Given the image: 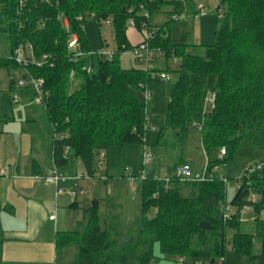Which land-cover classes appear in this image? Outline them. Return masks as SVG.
<instances>
[{
  "label": "trees",
  "instance_id": "16d2710c",
  "mask_svg": "<svg viewBox=\"0 0 264 264\" xmlns=\"http://www.w3.org/2000/svg\"><path fill=\"white\" fill-rule=\"evenodd\" d=\"M183 5V0H0V31L11 52L9 57L0 56V70L21 69L24 79L43 82L44 107L56 136L54 163L58 169L77 158L89 178H94L100 171L97 162L106 164V158L101 162V154L106 155L111 146L146 144L151 105L143 102L142 94L149 74L158 72L154 70L158 54L174 56L179 64L159 144L173 135L181 145L195 127L202 134L207 154L226 149L222 161H210L194 180L183 181L175 175L164 181L153 175L140 180L141 210L136 231L130 236L119 230V217L110 208L112 200L107 201L103 229L100 203L94 200L75 230L57 233L60 252L69 243H79V264H156L161 259L155 255L157 245L163 259L182 263L196 264L203 259L218 264L232 248L248 256L251 264H264V169L251 173L250 167L231 202L226 182L209 176L213 168L233 159L242 140L255 149L261 145L264 0H219L223 16L216 41L202 54L193 53L192 45L172 42L171 26L177 21L175 17L182 16ZM164 6L173 9L168 12L170 19L153 25L152 18ZM89 18L99 28L103 22H111L119 48L112 57L99 53L95 74L89 71L93 53L87 31ZM129 27L141 32L148 29L149 37L143 36L132 47ZM73 35L78 37L75 50L69 45ZM143 43H148L153 53V68H122L121 53ZM21 47L19 62L16 51ZM212 76L217 77L213 101L209 93ZM10 119L0 112V124ZM115 177L108 172L106 183L110 185ZM245 207L254 214L249 219L256 224L254 233L241 230ZM150 211L153 217H149ZM256 243L260 244L257 253Z\"/></svg>",
  "mask_w": 264,
  "mask_h": 264
},
{
  "label": "rangeland",
  "instance_id": "374dc122",
  "mask_svg": "<svg viewBox=\"0 0 264 264\" xmlns=\"http://www.w3.org/2000/svg\"><path fill=\"white\" fill-rule=\"evenodd\" d=\"M184 5L181 9L182 16L173 22L171 26V39L175 44L192 45V52L202 54L205 47L214 45L216 41V31L218 22L223 14L219 11V0H183ZM200 6H203L200 12ZM172 7L164 6L160 12L152 18L153 25L164 24L166 19H170L168 12L172 11ZM198 18L195 19L194 15ZM87 31L90 39V46L93 51L89 56L91 73L95 74L99 71V53L107 54L117 53L119 51L116 41L115 27L111 22H103L101 28L98 27L95 20L89 18L87 21ZM128 38L131 46H137L143 36L149 37L148 29L138 31L133 27L128 29ZM202 46V47H201ZM11 55L9 44L4 33L0 31V56L9 57ZM143 55V53H141ZM139 56L136 54V49H126L120 56V65L125 69H147L148 65L141 60H137ZM157 60L154 63V70L157 73H150L148 76L147 89L152 102V122L147 131L146 144H127L124 146L113 145L108 150V161L105 165L97 162L96 167L100 171L94 178H89L85 165L80 160L85 178L82 180V185L87 189L88 195L78 194L75 198V189L71 191V201H78L79 207L72 208L73 202L61 204V217L58 221L61 230H75L78 223L84 220L85 209L94 200L100 203V222L103 229L106 227L108 215V202L111 201L110 208H113L114 213L119 217V230L130 236L136 231V222L140 215L142 195L140 192L141 181L139 178L153 175L157 180H168L174 176L173 164L179 160L189 161L192 165V171L195 176L202 175L209 162L219 163L224 159L220 151L213 149L207 154L203 147L200 131L192 127L187 134L184 143L179 144L173 135H168L165 138V143L159 144L160 132L165 126L167 110L170 103L171 88L177 82L178 75L176 73L179 64L174 56L167 58L165 55L158 54ZM162 74L167 75V79L162 78ZM25 73L20 70H0V112L2 115L11 114V110L15 108L17 111L22 109L20 106L27 102V95L32 93V83L30 77H27L26 87L13 88V84L24 80ZM217 77L212 76L209 81L210 97L214 96V89ZM78 84V83H76ZM75 84V86H76ZM74 86V87H75ZM73 87V88H74ZM14 94L20 95V104H12ZM142 100L145 102L144 94ZM31 106H37L32 105ZM35 108V107H34ZM42 113L43 119L49 124L50 120L44 106H37ZM36 108V109H37ZM25 111L24 109H22ZM19 118L15 125L11 126L13 134L19 135L23 133V126ZM10 126H2L0 135L5 133L6 128ZM39 128V125H38ZM37 129V128H36ZM38 133H41L38 132ZM49 133V132H48ZM55 135V132H54ZM4 138L0 136V142ZM264 163V130L261 134V145L258 148H253L248 140H242L233 159L219 167L213 168L209 176L211 179H221L227 184V199L229 202L234 198L241 186V178L247 170L255 165ZM72 170L75 168V160H71ZM67 167L64 170L67 171ZM108 172L116 175L112 183L108 185L105 181ZM129 177L138 179L135 183H131ZM70 181H73L71 179ZM251 196H254L253 193ZM109 201V202H110ZM114 206V207H113ZM111 210V211H113ZM253 212L243 214L242 232L254 233L256 224L249 220L253 216ZM154 212H149V217H153ZM62 223V224H61ZM260 250V244L256 243L254 251L257 253ZM63 252V253H62ZM80 245L78 242L69 243L65 249L59 252V264H79ZM155 255L161 259L156 264H191V262L182 263L176 260L163 259L159 246H156ZM62 256V257H61ZM41 258V257H40ZM39 258V259H40ZM48 257L44 255L43 259L37 260L38 264H46ZM54 262V257L52 263ZM251 264L250 259L246 255L237 254L232 248L226 252L224 259L218 260V264ZM196 264H208L203 259L197 260Z\"/></svg>",
  "mask_w": 264,
  "mask_h": 264
},
{
  "label": "crops",
  "instance_id": "0c3cea01",
  "mask_svg": "<svg viewBox=\"0 0 264 264\" xmlns=\"http://www.w3.org/2000/svg\"><path fill=\"white\" fill-rule=\"evenodd\" d=\"M16 87L15 82L13 88ZM33 98L32 89V93L26 97L28 103L23 102L20 106L25 111L12 109L11 114H4L11 118L10 121L0 124V128L10 126L0 135L4 138L0 142V264H38L37 260L43 259L44 255L48 257L46 264H59L57 233L73 231L61 230L58 221L62 216V208L59 204L71 201L73 196L71 191L77 190L76 181L69 180L64 184L65 192L57 195L56 186L46 184L37 178L56 167L54 163L56 136L52 123L47 124L43 119L37 108L40 105L35 104ZM21 100L16 104L19 105ZM31 101L32 105L37 106H31ZM149 104L152 117V102ZM19 118L22 120L23 133L14 135L11 126L15 125ZM40 131L41 133H38ZM105 158L108 161V151ZM71 160H75L74 170L72 164H68L67 171L64 170L65 167L60 168V171L69 177L84 175L85 178L84 172L80 170L82 168L80 159ZM182 163L191 165L189 161L182 159L173 164V171ZM81 182L82 180L78 181L79 187L86 191V194L82 195H88ZM71 202L72 208L79 207L78 201ZM74 203L77 205L73 206ZM52 215L56 216V220L51 218Z\"/></svg>",
  "mask_w": 264,
  "mask_h": 264
},
{
  "label": "built area",
  "instance_id": "2783aa9c",
  "mask_svg": "<svg viewBox=\"0 0 264 264\" xmlns=\"http://www.w3.org/2000/svg\"><path fill=\"white\" fill-rule=\"evenodd\" d=\"M202 8H203V6H200V12L202 11ZM194 17L198 18L197 15H195ZM175 18H176V20H178L180 18V16L175 17ZM64 22H65V26L68 28L69 27L68 21L65 19ZM69 45H70V48L72 50L76 49V47L78 45L77 35L72 36ZM22 51H23L22 47L16 51L17 61H19V62H22L21 57H20L22 54ZM141 53H143V55H141ZM136 54L139 56V58L141 59V61L143 63H146L148 65L147 68H150V69L153 68V66L151 64V62H152L151 57H152L153 53L150 52V47H149L148 43L141 44L140 47L138 49H136ZM112 55L113 54L111 53L109 56L112 57ZM78 56H82V54H79ZM89 71H91V68L89 69ZM162 78L166 79L168 77L166 74H162ZM31 83L33 85V90H34V94H35V98H34L33 102L37 105L45 106V104H44L45 92L43 90V82L31 78ZM26 85H27L26 79L19 81V83L17 84V86H19V87H25ZM143 94L145 97V104L149 105V100L151 98V95L149 94L148 89H145ZM19 100H20L19 94H14L13 102L18 103ZM212 101H213V98H212ZM221 154L225 155L226 149H222ZM105 157H106L105 153H102L101 154V162H103ZM263 169H264L263 164L255 165V166L251 167L250 172L253 173V172L261 171ZM174 175L183 181H189V180L195 179V175L193 174V171H192V166L190 164H187V163L177 165L175 167ZM145 177L146 176L142 175L139 178V180H143V179H145ZM37 178L41 179L46 184H51V185L56 186L57 195L63 194L65 192L64 184H66L69 180L73 179L76 181V187H77V190L75 191L74 196L76 197L78 194H86V191L83 190L82 188H80L78 185V181L83 179L84 175H80V176H76V177H69L68 175H66L65 173L60 171V169L55 167L53 170L49 171V173L40 175ZM129 180L131 183H135L138 179L133 178V177H129ZM227 209H229V208H227ZM250 210H251L250 207H245V209L243 210V214L250 212ZM263 215H264V212H263ZM51 218L53 220H56L55 215H52ZM222 264H224V262H222Z\"/></svg>",
  "mask_w": 264,
  "mask_h": 264
},
{
  "label": "water",
  "instance_id": "95a60500",
  "mask_svg": "<svg viewBox=\"0 0 264 264\" xmlns=\"http://www.w3.org/2000/svg\"><path fill=\"white\" fill-rule=\"evenodd\" d=\"M215 261H216V260H215V259H213V260H212V263H215Z\"/></svg>",
  "mask_w": 264,
  "mask_h": 264
}]
</instances>
